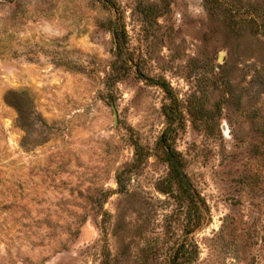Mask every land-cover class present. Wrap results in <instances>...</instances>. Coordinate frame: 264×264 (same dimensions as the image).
Listing matches in <instances>:
<instances>
[{
    "label": "rangeland",
    "instance_id": "1",
    "mask_svg": "<svg viewBox=\"0 0 264 264\" xmlns=\"http://www.w3.org/2000/svg\"><path fill=\"white\" fill-rule=\"evenodd\" d=\"M0 264H264V0H0Z\"/></svg>",
    "mask_w": 264,
    "mask_h": 264
},
{
    "label": "trees",
    "instance_id": "2",
    "mask_svg": "<svg viewBox=\"0 0 264 264\" xmlns=\"http://www.w3.org/2000/svg\"><path fill=\"white\" fill-rule=\"evenodd\" d=\"M207 7L210 9L209 4H207ZM114 34L118 41V55L120 56L123 52V43L121 41L122 34L118 30H116L115 27ZM165 114L168 122L172 123L176 120V114L172 109L166 108ZM176 135V129L171 125L164 131L157 142V149L159 150L160 156L169 165V173L165 178L164 186L163 188H161V190L166 193H176V196L179 199H185L192 203L197 211L195 223H198L200 217L202 216L203 207L197 200L198 193L194 187V184L191 182L189 176L184 171L185 162L182 154L172 145V141ZM118 182L121 183L120 178H118Z\"/></svg>",
    "mask_w": 264,
    "mask_h": 264
}]
</instances>
